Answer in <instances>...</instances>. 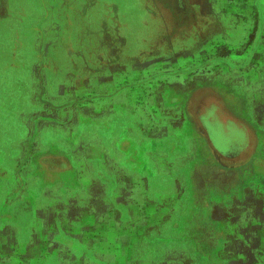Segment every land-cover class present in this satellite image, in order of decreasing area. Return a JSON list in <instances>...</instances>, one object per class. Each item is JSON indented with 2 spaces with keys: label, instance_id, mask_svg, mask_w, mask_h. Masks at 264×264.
Segmentation results:
<instances>
[{
  "label": "crops",
  "instance_id": "1",
  "mask_svg": "<svg viewBox=\"0 0 264 264\" xmlns=\"http://www.w3.org/2000/svg\"><path fill=\"white\" fill-rule=\"evenodd\" d=\"M142 2L145 4L144 9H140ZM186 2L192 5V9L198 13L199 18L211 14L219 18L221 14L223 15L219 21L217 20L218 24L223 27L221 32L223 33L221 34L224 38L223 41L233 39V32L237 31L234 29L237 26L236 22H238L236 16H239V36L233 40L241 43V57L255 61L254 64H249V67L246 68L245 73L250 78L246 77V81H242L243 85L240 90L236 92L230 88L232 94H226L234 99L235 97L242 99V116L249 123L247 128L254 133L257 145L252 149L250 144L240 155L239 159L245 160L247 167L245 168L246 173L242 176L244 181L239 188V196L236 201L231 207L214 213L212 218L223 228L226 227L225 244L220 250L221 260H224L226 264H264V0H231V2L227 0H131L132 16L136 14V9H140L139 11L145 18L144 23L140 24L143 27L141 39L133 41L139 45L143 44L141 51L161 49L159 38L162 35L155 38V35L152 34H156V26L161 25L162 27V24L166 27L163 30L165 33H176V41L180 40L177 43L185 42L183 33L186 30L181 29L182 33L179 34V22L177 25L175 21L179 20V15L186 8ZM15 3L17 10L22 11V14L19 13L20 18L26 19L24 12L27 10L28 17L30 15L29 20L35 24L38 23L39 19L42 20L43 16H46L44 12L47 9H56L55 2H50L46 6L42 0H7L4 8L9 10ZM66 3L68 2L66 1ZM156 3L160 4V8L157 7ZM147 6H151V9ZM34 11L39 12L38 17ZM157 11L158 13H165V11L168 13L166 14L168 15L166 21L165 15H163V20L166 23L160 21L161 18L155 14ZM54 16V12L49 11V18L43 23L45 41L47 42H51L54 28L61 26L59 19H55ZM231 16L232 18H229ZM195 35L197 37H193L192 53L199 50L202 40L206 41V38L201 39L200 36ZM130 36L129 40L134 39ZM37 38L36 45L39 47L43 38L40 32ZM183 46L177 45L176 50L174 49L175 52L167 57H178L180 48ZM183 54L184 52H182ZM35 61L33 60L32 65L34 73L39 65V62L35 63ZM8 62L11 63L10 58ZM6 65L9 67L8 63ZM56 69L59 68L56 66ZM121 69L124 71H118L119 78L121 80L126 79L123 74L128 73L130 85L136 82V75L141 73L151 75L153 73L149 71V68H137L130 64ZM247 70L257 73V77L254 78L253 73L247 72ZM44 74L46 85L49 89L54 88L53 93L47 92L45 95L50 103L57 107L69 102L72 103V109L76 105L73 113L67 111L69 109H61L62 107H60L54 110L55 114L64 116V120H69L71 116V120L79 123L85 120L83 117L86 115H82V112L87 111L90 105L94 106L93 102L88 101L86 104L80 102L84 98L83 96L91 94L92 84L94 83L96 87L101 86L99 89L116 86L114 81L107 80L103 87L100 85L102 83L98 82L100 80L92 82L87 77H80L78 75L83 73L76 68L69 69L66 76L64 71L58 74L60 76H51L50 70ZM124 83L119 84L118 89L114 87V90L123 89V91L114 97L104 98L105 101L98 99L94 103L99 107L110 106L118 103L123 96L128 95L129 98L127 97L128 101H125V104H128L129 108L125 119L128 121L127 129L131 134L130 137L136 138L139 134L145 136L146 141L150 140L148 146H150L152 153L155 152L153 138L159 137L161 148L158 152L163 151L164 141L170 135L168 126L164 125L165 122L163 121V124L160 125V127L162 126L161 129H158L160 132L155 133V136L150 135L146 130L152 129V123L147 121L148 123L144 128L138 127L140 125L137 122V99L131 95V89H134L128 84L125 86ZM150 87H153L152 82L148 83L145 89ZM225 90H229V87ZM82 91L86 92L83 93ZM102 110L104 111V109ZM104 115V113L99 112L96 117H93L95 119L90 118V121H105ZM100 130L103 129L101 127L96 129L93 127L81 128L79 132L81 133L80 138L83 140L80 143L73 141V144L77 146H73L74 148L71 146L67 150V153L71 154L74 160L71 173H75L77 178L76 181H71L72 184L67 183L69 184L68 186L65 185L67 188L64 187L58 172L54 173L59 177L45 183L38 179V171L32 163L20 167L23 180L19 182V186L22 187V190L15 189L11 197L16 194V201H23L32 195L34 207L31 214L22 217L9 216L0 226V264H169L167 261L158 260L151 256L153 248L150 235H148L151 232L148 228L137 229L136 205L138 199L131 194L116 195L115 186L120 187L124 184L121 177L117 176L115 170L117 167L112 164L103 166V163L106 162H100L101 156L88 152L83 153L84 149L80 148L84 143L88 144L89 137L98 136L100 138ZM148 132L150 131L148 130ZM110 156L109 160L115 163V159ZM252 160L254 161L252 162ZM15 167L13 164V170H16ZM105 168L109 170L110 180H106L102 174ZM51 171H56V169ZM114 180L117 182L116 185ZM128 181L131 187L133 185L130 182L131 179L129 178ZM145 198L144 202L149 203L151 210L153 199ZM141 201L139 199V202ZM185 201L184 196L175 195L170 210L167 212L181 213V208L185 207ZM160 209L165 208L162 205ZM163 213L165 214L166 211L164 210Z\"/></svg>",
  "mask_w": 264,
  "mask_h": 264
},
{
  "label": "flooded vegetation",
  "instance_id": "2",
  "mask_svg": "<svg viewBox=\"0 0 264 264\" xmlns=\"http://www.w3.org/2000/svg\"><path fill=\"white\" fill-rule=\"evenodd\" d=\"M6 1L0 0V29H3L4 33L0 40V73H15L11 82L13 81L16 85L20 86V89L15 91L20 92L22 89V94L13 93L14 97L11 98L10 104L6 103V101L4 102L3 97L0 95V226L9 216L22 217L31 214L33 211L34 199L32 195L23 201H16L13 200L14 197H11L15 189L22 190V187L19 186V182L23 180L21 176L22 172L20 171L22 165L32 163L38 171V179L45 183H49L51 180L59 177L54 172L60 173L64 187L72 184L71 181L77 180L75 173H71L74 160L71 154L67 153V150L71 146H77L73 144L72 138L76 136L81 137L80 129L92 127V123L95 122H78L75 129V122L71 120L70 116L68 122L71 125L65 129L62 126L52 125L49 120L44 122L45 128L39 135L38 124L34 118L31 120L35 125L34 128L20 118V114L26 111L30 115H35L40 111V105L56 107L45 96L47 92L53 93L54 88H50V90L46 85L44 72L50 70L51 76H60L58 74L64 71L66 76L69 69L75 68L73 64L70 66L59 63L57 66L59 69H56V66L52 65L55 61L57 63L58 54L63 52L55 46L59 32L58 29L54 28L52 32V44L49 42V50L45 58L44 52L39 49L40 44L39 47L36 45L39 32L43 37V41L45 40L43 23L49 18V11L51 13L54 12L55 19L58 18L59 23H61L60 39L62 41L65 40V36H69L78 27L82 29V27L89 28L91 24L98 27L101 24L104 25V21L106 20H104L103 11L107 4L110 5V3L115 2L118 10L117 22L120 35L125 41V45H127L128 53L126 55L128 57L136 56L137 54L144 58L168 56L175 52L177 45L185 44V42L177 43L180 40L176 41L175 32L171 33L173 36L165 33L163 30L166 27L162 24V27L161 25L156 26L157 32L156 34H152L155 35V38L162 35L159 38L161 49L156 48L149 51H141L143 44L139 45L133 41L141 39L140 35H142L143 27L140 24L144 23L145 18L139 10L145 8L144 2L141 3L140 9H136V14L132 16L131 0H128L130 9L127 14L124 13L123 0H120L121 2L98 0L96 3L91 0H42L46 6L50 2H55L56 9H47L44 12L46 16H43L42 20L39 19L38 23L35 24L29 20L30 15L28 17L27 10L24 12L27 20L20 18L19 13L22 14V11L17 10L16 3L9 10L6 7L4 8ZM84 3L87 4L84 5ZM156 5L160 8L159 3H156ZM182 11L179 15V20L175 21L177 25L179 22V34L182 33L181 29L186 30V26L190 24L192 26V36L186 40L193 43V37H197L195 34L200 36L201 39L206 38L205 35L207 34L205 30L202 34L201 28H197L198 23L200 24L202 21L200 19H203L204 16L199 18L198 13L192 9V5L189 2H186V8ZM34 13L38 17L39 12L34 11ZM155 14H158L159 18H161L160 21L166 23L165 21L168 19L166 18L168 17L166 11L165 13H158L157 11ZM163 15H165V21L163 20ZM183 34L186 35V32ZM129 36L134 38L131 39L132 42L129 40ZM62 44L60 42V45ZM138 45L139 47H137ZM183 47L180 50H185ZM127 50L124 52H127ZM9 58L11 63L8 62ZM45 59L47 61L44 63ZM33 60H36L35 63L39 62L35 73L32 71ZM7 63L9 67H7ZM225 88L227 87L203 85L195 89L186 99L183 98L176 103L178 109L181 107L180 109L183 113L182 120L185 119L186 115L190 123L187 125L188 129L182 131L179 125H177L178 129L174 126L175 122L173 119H166L164 125L168 126L170 135L164 141L163 151L165 152L163 153V157L159 158V160L163 159L162 162L160 161L161 163L158 159L154 158V154L156 153H152L150 146H148L150 145V140H143L142 138H145V136L141 134L136 138L130 137L131 134L129 129H127L128 121L125 119L128 112L119 113L112 119L105 118V121H96L95 123L98 124L96 128L101 127L103 129L99 132L100 138L96 136L98 141L94 140V144L91 138L95 137L88 138L89 144L95 145L96 154L102 157L100 162H106L103 163V166L105 164L107 166L112 164L114 167H117L115 168L117 176L119 175L122 183H124V186H115L116 195L119 196L131 194L138 199V195L133 190H135L137 185L141 184L140 180H145L146 186L150 187L157 183L162 185L165 181L168 183L176 182L177 177L169 179L160 178L162 175L159 171L162 170V167L164 168L163 164L165 161H169V159H172V163H170L172 165L176 163L180 164L174 168L180 170L181 175H183L181 172L183 170L184 179L182 178L183 176L178 179L181 182L186 181L188 182L187 185H190V197L193 200V204L196 205L194 206L192 217L196 221H200L196 229L201 230L203 228L205 231V234L202 235L201 232L191 233L189 230L191 237L189 235L188 237L189 239L193 238V241L186 248L188 251H194L199 258L206 261V264H226L224 260L220 259V250H222L225 244L226 227L220 226L217 221L213 220L212 215L216 214L219 209L231 207L236 201V198L239 196V188H241L240 186L244 181L242 176L246 173L245 168L247 167V164L244 162L245 160L239 159L240 155L250 144L252 145V149L257 145L254 133L247 128V126L249 127V123L242 116V99L228 97L226 93L232 94V92L225 90ZM40 89L41 91H39ZM75 108L76 105L73 106L74 110ZM61 109H69L67 111L74 112L72 103L69 102L64 103ZM169 120L171 121L170 123L168 122ZM93 128L95 127L93 126ZM122 137L130 139L131 147L127 160L124 152H120L123 155L122 157L117 155L118 144H120ZM191 137L192 140H190ZM37 142L39 144L34 146ZM192 147L194 148L193 151ZM80 148L84 149L83 153H90L87 143H84ZM160 148L161 146L156 145L157 151ZM22 154L23 162L20 163V156ZM137 155L143 157L141 161H137ZM109 156L115 159L116 164L114 161L109 160ZM85 157L84 160L86 161ZM13 164L16 166V170H13ZM121 165H123L124 170H122ZM53 169H56V171H51ZM104 170L102 171L103 176L106 180H110L109 170L106 168ZM153 172L156 173L155 176ZM129 178L131 179V184L133 183L131 187L128 184ZM155 180L157 183H154ZM114 183L116 185V180H114ZM123 189H130L131 191L125 193L122 192ZM144 197H146L145 199H148V197L149 199H153L151 194L141 196L139 198L140 201L142 199L141 203L138 199L136 205L137 213H145L150 210L149 203L144 202ZM142 202L144 203V207L140 206ZM186 202L187 200L184 203L185 207L181 208V213L174 212L176 215H185L186 212H189ZM202 238H204L203 243L199 242ZM152 253L151 256L153 258L169 262L168 260L153 256Z\"/></svg>",
  "mask_w": 264,
  "mask_h": 264
},
{
  "label": "rangeland",
  "instance_id": "3",
  "mask_svg": "<svg viewBox=\"0 0 264 264\" xmlns=\"http://www.w3.org/2000/svg\"><path fill=\"white\" fill-rule=\"evenodd\" d=\"M91 1L96 3L98 0ZM114 1L121 2L120 0ZM227 1L231 2V0ZM123 7L124 13L127 14L130 9L128 0H123ZM148 7L151 9V6ZM103 15L104 20H106L104 21V25L101 24L98 27L97 25L91 24L87 30L86 27H82V29L78 27L75 31L71 32L69 36H65L64 41L60 39L62 27L57 26L56 28L59 32L57 34L55 46L63 52L58 54L57 63L55 61L54 64H52L53 66H58L59 63L70 66L73 64L79 72L83 73L82 75H78L80 77H87L92 80V82L94 80H100L98 82H101L102 84L100 85H103V87L104 82L107 80L110 82L114 81L116 84V86L111 88L103 89H99L101 86L96 87L94 83L92 84L93 88L90 90L91 94L83 96L84 98L80 101L82 104L84 102L86 104L88 101L93 102L94 105H90L87 111L82 112V115H86L83 117V119H85L83 122H90V118L96 117L99 112L104 113V117L109 119H112L119 113L128 112L129 106L128 104H125V101H128V95H125V97L123 96L118 103L111 104L110 106L104 105L103 107H99L94 102L98 99L105 101L104 98L114 97L119 92L123 91V89L114 90V87L119 86V84L122 85L124 83L123 81L130 85V75L128 73L123 74V77L126 78V80H121L118 74V71H124L121 69L122 67L128 66L129 64H132L133 66L135 65L137 68L146 67L149 68V71L153 72L151 75L148 73L136 75V82L131 83L132 85H130V87L134 89H131V95L135 96L137 99V122L138 125H140L138 127L144 128L146 123H152V129L148 128L146 130L147 133H150V135L153 134V136H155V133L160 132L158 129H161L162 126L160 127V125H162V122H165L166 119H173L175 122L174 126L177 127V129V125H179L182 131L188 129L187 125L190 123L189 119L186 118L185 115V119L182 120L183 113L180 109L181 107L178 109V107H176V103L179 100L181 101L183 98L186 99L198 87L203 85L229 87L230 91V88H232L233 91L238 92L243 85L242 81H246V77L250 78V76H247L245 73L246 68L249 67V64H254L255 61H253L254 59L240 56L242 55L240 51L241 43L240 41L233 40L239 36V32L233 33V41H223L224 38L221 36V34H223L221 33L223 27L217 22L220 17H223L222 14L219 18L216 15L211 14L205 15L203 19H200L202 21L200 24L198 23L197 28H201L202 34L205 30V33L207 34L205 35L206 41L202 40L199 50L192 53L193 45L190 41L186 40L184 44L185 50H181L176 58H169L165 55L153 58H144L138 54L136 56L128 57V55H126L128 53L127 45H125V41L120 35L117 22L118 10L115 2L110 3V5H106ZM236 17L239 22L240 17ZM229 18H232V16ZM238 22H236L237 26L234 27L237 31L240 26ZM191 32L192 26L189 24L186 26V35L184 39L192 36ZM3 34V29H0V40L2 39ZM208 35L211 39L208 38ZM169 36L173 35L169 34ZM176 36L177 35H175V37ZM60 42L63 44L60 45ZM50 43L52 44V42ZM50 43H45V40L43 41V39L40 43L39 49L44 52V58L48 53ZM125 50H127V52H124ZM182 52H184L183 55ZM46 61L47 60L45 59L44 63ZM125 71L127 70L125 69ZM247 72L253 73L254 78L257 77V73L250 70H247ZM14 74L15 73H0V95L3 97V101H6L8 104H10V101L12 100L11 98L14 97L13 93L19 95L22 94V89L20 92L15 91L20 89V86L16 85L13 81V83L11 82ZM150 82H153V87L145 89L147 84ZM116 89H118V87ZM39 91H41V89ZM82 92L84 93L86 91ZM40 106V111L35 115H30L27 111L20 114V118L26 121L28 125L32 126V128L35 127L33 121H31L34 118L35 122L38 124L37 129L39 130V135L45 128V121L50 120L52 125L55 124L62 126L65 127V129L71 125L68 120H64V116L55 114L54 109H59L62 106ZM102 109H104V111ZM94 119L95 118L92 120ZM64 124L66 125L63 126ZM77 125L78 121L74 123L75 129L77 128ZM91 126L95 127L96 123L93 122ZM148 130L150 132H148ZM142 139L145 140V138ZM153 139L156 153L154 154V158L158 159L160 162L161 160H159V158L163 157V154H160V152H158L159 149L158 151L156 149V145L160 144V139L159 137ZM72 140L74 143H80L83 139L76 136L73 137ZM91 140L93 141V144L94 140L96 142L98 141L97 137L91 138ZM190 140H192V137ZM37 144H39V142L35 143L34 146ZM94 146L95 145L89 144V142L87 144L88 151L96 154L97 151ZM130 147V139L128 137H122L120 144H118L117 155L122 157L123 155L121 153L124 152L127 160ZM191 149L193 151L194 148L192 147ZM142 158L143 157L140 155H137V161H141ZM123 159L125 160V158ZM22 162L23 154L20 156V163ZM170 163H172V159L165 161L163 164L164 168L162 167V170L159 171L162 175L160 178L163 177L169 179L177 177L176 182L168 183L165 181L161 185L155 180L154 183L156 182L157 184H153L152 187H150L146 186L145 180L139 179L141 184L137 185L135 190H133L138 195V199L144 194H151L153 196V201L151 203L152 209L145 213H138L137 229L147 227L149 232H151V234L148 235H150L149 237L153 248V253H151L153 256L159 259L168 260L169 264H206L204 259L199 258L194 251H188L186 248V246H190L193 241V238L189 239V237H191V233L201 232V234L204 235L205 231L203 228H201V230L196 229V227L199 226L197 224H199L200 221H196L192 217L194 213V206L196 205L193 204V200L190 197V185L188 186V182H181V180L178 179L182 176L184 179L183 170H181L183 174L181 175L180 170H176L174 168L180 164L176 163L172 165ZM122 166L123 165H121V167ZM122 170H124V167H122ZM153 174L154 176L156 175L155 172H153ZM130 191V189L122 190V192L125 193H129ZM175 195H184L186 198V204H188L189 212H186L185 215L182 214L178 216L174 212H167V210H170L172 199ZM16 198L17 196L14 194L13 200H16ZM159 201L161 202L159 203ZM161 203L165 209H160V206H162ZM143 204L144 203L142 202L140 206L144 207ZM164 210L166 211L165 214L163 213ZM199 242L203 243L204 238L200 239Z\"/></svg>",
  "mask_w": 264,
  "mask_h": 264
}]
</instances>
